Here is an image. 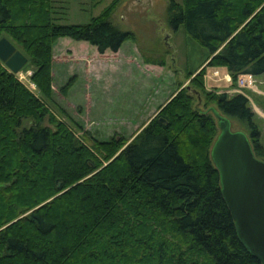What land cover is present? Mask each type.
I'll return each instance as SVG.
<instances>
[{
	"label": "trees",
	"instance_id": "16d2710c",
	"mask_svg": "<svg viewBox=\"0 0 264 264\" xmlns=\"http://www.w3.org/2000/svg\"><path fill=\"white\" fill-rule=\"evenodd\" d=\"M54 1L0 0V37L28 57L43 96L0 62V264H261L238 238L210 156L216 110L264 161L257 118L245 95L206 92L202 75L264 74V0L168 1L170 27L184 25L209 60L131 140H100L73 122L78 134L43 100L58 38L99 53L136 39L111 20L121 0L85 24L57 23ZM164 51L145 62L162 65Z\"/></svg>",
	"mask_w": 264,
	"mask_h": 264
},
{
	"label": "rangeland",
	"instance_id": "374dc122",
	"mask_svg": "<svg viewBox=\"0 0 264 264\" xmlns=\"http://www.w3.org/2000/svg\"><path fill=\"white\" fill-rule=\"evenodd\" d=\"M110 1L100 0L94 4L91 0H55V15L60 18L56 22L88 23ZM168 1H120L111 20L122 29L132 31L136 39H126L117 53L99 54L88 42L68 37L55 41L51 66L52 100H43L57 118L75 128L78 134L81 131L74 123L82 124L84 130L100 140L115 133L131 140L173 92L190 85V79L200 69L194 70L205 60L208 50L186 32L184 25L176 30L170 27L165 12ZM175 1L182 3V0ZM62 49L64 51H60ZM165 49L162 65L145 63V59L159 60ZM32 71V66L26 63L15 75L41 97L29 80ZM191 72L192 76L188 77ZM224 74H228L225 69L207 68L202 75L205 91L245 95L256 115L260 143L264 147V86L261 85L264 79L247 77L240 83L239 80L232 83L231 77ZM200 98V101L196 98L195 103L203 108L204 96ZM230 121L232 130L248 135L237 121Z\"/></svg>",
	"mask_w": 264,
	"mask_h": 264
},
{
	"label": "water",
	"instance_id": "95a60500",
	"mask_svg": "<svg viewBox=\"0 0 264 264\" xmlns=\"http://www.w3.org/2000/svg\"><path fill=\"white\" fill-rule=\"evenodd\" d=\"M0 62L16 74L28 62V57L10 39L2 36ZM213 111L219 133L210 156L219 172L222 194L234 219L239 240L264 264V161L254 155L245 132L232 130L230 119Z\"/></svg>",
	"mask_w": 264,
	"mask_h": 264
},
{
	"label": "crops",
	"instance_id": "0c3cea01",
	"mask_svg": "<svg viewBox=\"0 0 264 264\" xmlns=\"http://www.w3.org/2000/svg\"><path fill=\"white\" fill-rule=\"evenodd\" d=\"M60 51H64V49H62V50H60ZM107 51H109V50H106L104 53L106 54L107 53ZM112 52V51H111ZM114 53H117V51L116 52H114ZM99 54H101V53H99ZM138 58H139V56H138ZM139 60H140V58H139ZM142 60V59H141ZM208 60H209V56L207 55V57L205 58V60L201 63V65L198 67V68H196L194 71H198L199 69H201L207 62H208ZM130 61V60H129ZM141 62H144V61H141ZM146 63V62H145ZM146 64H148V63H146ZM90 70H92V68H90ZM53 75V74H52ZM227 78H230V76H229V74H224ZM247 77H250V78H254V79H258V78H262V79H264V74L263 75H260V76H252V75H249V74H240L238 77H237V80H239V83L242 81V78H247ZM228 80V79H227ZM261 85H263L264 86V84L261 82ZM260 85V87H262ZM173 93H175V92H173ZM173 93L170 95V97L161 105V106H159L152 114V116L151 117H148V120L149 119H151L153 116H155L156 115V113H158L159 112V110H160V108L167 102V101H169V99H171V97H172V95H173ZM258 104H260V103H258ZM147 120V121H148ZM79 125H82V124H80V123H78ZM86 125H88V123L86 124ZM90 127H91V125H90ZM142 127V126H141Z\"/></svg>",
	"mask_w": 264,
	"mask_h": 264
}]
</instances>
